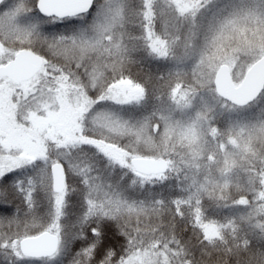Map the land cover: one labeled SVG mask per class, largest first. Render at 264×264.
Wrapping results in <instances>:
<instances>
[{"label":"snow or ice","instance_id":"snow-or-ice-1","mask_svg":"<svg viewBox=\"0 0 264 264\" xmlns=\"http://www.w3.org/2000/svg\"><path fill=\"white\" fill-rule=\"evenodd\" d=\"M0 264H264V0H0Z\"/></svg>","mask_w":264,"mask_h":264}]
</instances>
